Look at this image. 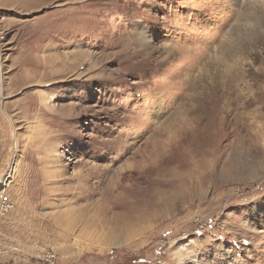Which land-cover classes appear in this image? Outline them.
I'll list each match as a JSON object with an SVG mask.
<instances>
[{
  "label": "rangeland",
  "instance_id": "obj_1",
  "mask_svg": "<svg viewBox=\"0 0 264 264\" xmlns=\"http://www.w3.org/2000/svg\"><path fill=\"white\" fill-rule=\"evenodd\" d=\"M1 149L10 264H264V0H0Z\"/></svg>",
  "mask_w": 264,
  "mask_h": 264
},
{
  "label": "crops",
  "instance_id": "obj_2",
  "mask_svg": "<svg viewBox=\"0 0 264 264\" xmlns=\"http://www.w3.org/2000/svg\"><path fill=\"white\" fill-rule=\"evenodd\" d=\"M5 130H7V128L3 129V131H5ZM5 143H7V141H3L2 148H7V145L4 146ZM9 159H10V156L6 155V152L4 149H1L0 150V182H2V185L8 179L7 177H5L3 179L4 181H2V177H3L4 173L6 172V170L8 169ZM8 191H9V189H7L5 192L7 193ZM3 193H1V196L3 195ZM1 246H0V248H1V250H0L1 251V253H0V264H10L9 262L12 260L10 257L11 251L6 244L5 245L1 244Z\"/></svg>",
  "mask_w": 264,
  "mask_h": 264
},
{
  "label": "built area",
  "instance_id": "obj_3",
  "mask_svg": "<svg viewBox=\"0 0 264 264\" xmlns=\"http://www.w3.org/2000/svg\"><path fill=\"white\" fill-rule=\"evenodd\" d=\"M11 208L10 204L1 202L0 204V215H3Z\"/></svg>",
  "mask_w": 264,
  "mask_h": 264
},
{
  "label": "bare ground",
  "instance_id": "obj_4",
  "mask_svg": "<svg viewBox=\"0 0 264 264\" xmlns=\"http://www.w3.org/2000/svg\"><path fill=\"white\" fill-rule=\"evenodd\" d=\"M128 228V227H127Z\"/></svg>",
  "mask_w": 264,
  "mask_h": 264
}]
</instances>
